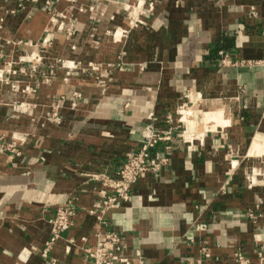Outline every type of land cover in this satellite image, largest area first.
I'll return each mask as SVG.
<instances>
[{"label":"crops","instance_id":"1","mask_svg":"<svg viewBox=\"0 0 264 264\" xmlns=\"http://www.w3.org/2000/svg\"><path fill=\"white\" fill-rule=\"evenodd\" d=\"M143 1L0 0V264H91L82 248L95 242L96 182L86 174L113 171L140 147L148 116L165 128L189 91L201 118L188 117L187 133L202 138L174 130L167 165L106 219L135 264H197L202 245L211 257L200 264H231L235 248L256 260L264 0ZM134 19L143 25L130 28ZM219 50L258 63L218 68ZM69 195L74 224L43 256Z\"/></svg>","mask_w":264,"mask_h":264},{"label":"built area","instance_id":"2","mask_svg":"<svg viewBox=\"0 0 264 264\" xmlns=\"http://www.w3.org/2000/svg\"><path fill=\"white\" fill-rule=\"evenodd\" d=\"M153 0H144L149 8ZM49 7V1L45 2ZM139 4V5H142ZM143 11L141 10V13ZM140 19L129 21V27L135 28L143 25ZM258 62L252 60L233 59L229 52L219 50L217 52L218 68L236 65H252ZM1 77V73H0ZM186 102L176 110L177 116L167 114L164 117L167 126L165 128H156L154 122L156 117L153 114L148 116L141 136L140 147L136 151L127 153L118 158V165L113 171L104 169L100 172L87 173V177L96 182V198L92 201L89 209L95 219V231L93 233L95 242L92 247H84L82 251L91 264H135L132 259L124 253L122 248V234L118 230L112 229L106 219V214L114 209L120 208L124 203L130 201V190L133 185L147 175H158L163 167L167 165L171 151L170 142L173 138L174 130L180 131L179 136L182 141L191 143L194 139L202 138L203 132L196 134L187 133L186 123L181 120L179 109H185L187 103L198 102L201 99L200 94L187 92L185 94ZM23 104H19L22 108ZM188 109V108H187ZM162 143L163 151L157 152L156 147ZM76 215V197L69 195L56 207L55 212L50 219V235L45 242V247L41 254L46 255L51 245L61 239L64 233L74 224ZM247 218L253 220L256 218L251 212H247ZM199 229V226H196ZM264 228V221H263ZM84 240V238H81ZM256 260L253 261L246 256L240 248H235L230 256L231 264H264V236L257 234L254 236ZM69 244H73L71 238ZM200 257L197 264H200L201 258H210L211 254L205 245L200 247ZM137 264H143L139 262Z\"/></svg>","mask_w":264,"mask_h":264},{"label":"rangeland","instance_id":"3","mask_svg":"<svg viewBox=\"0 0 264 264\" xmlns=\"http://www.w3.org/2000/svg\"><path fill=\"white\" fill-rule=\"evenodd\" d=\"M185 103V102H184ZM183 103V104H184ZM199 103V101L198 102H193V103H187V106H185V109H191L190 111L191 112H185V113H183L181 116L183 117V115H184V119H183V122H185L186 123V126H187V122H188V117L190 118V119H192L194 122H200V119L199 118H201V112L199 113V111H197V107H198V104ZM187 113H189V114H187ZM181 114V113H180ZM189 115V116H188ZM209 116H211V115H209V114H207V115H205V116H203V117H206V118H208ZM213 116V115H212ZM205 119V118H204ZM198 125V124H197ZM198 129H200V128H198Z\"/></svg>","mask_w":264,"mask_h":264},{"label":"bare ground","instance_id":"4","mask_svg":"<svg viewBox=\"0 0 264 264\" xmlns=\"http://www.w3.org/2000/svg\"><path fill=\"white\" fill-rule=\"evenodd\" d=\"M184 110H185L186 112H190L191 109H184ZM188 114H189V113H188ZM181 115H182V114H181ZM188 116H189V115H188ZM220 117H221V116H220ZM220 117H219V115H218L217 118H220ZM210 118H211V117H210ZM214 118L216 119V117H214ZM183 119H184V115H183V117L181 116V120H182V121H183ZM210 120L212 121V118H211ZM211 121H210V122H211ZM213 122H214V121H213ZM215 122H218V120L215 121ZM191 123H192V122H191ZM219 123H220V122H219ZM216 124H217V123H216ZM214 125H215V124H214ZM190 126H191V125H190ZM193 126H194V125H192L191 128H193ZM208 127H209V126H208ZM210 127H211V126H210ZM194 128H195V127H194ZM206 130H207V129H206ZM206 130H204V131H206ZM196 134H199V133L196 132ZM257 144H258V143H257ZM255 147L257 148V146H255ZM257 151H258V150H257ZM257 151H256V152H257Z\"/></svg>","mask_w":264,"mask_h":264}]
</instances>
